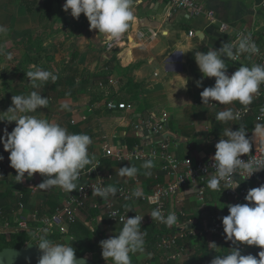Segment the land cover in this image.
<instances>
[{
	"label": "crops",
	"instance_id": "crops-1",
	"mask_svg": "<svg viewBox=\"0 0 264 264\" xmlns=\"http://www.w3.org/2000/svg\"><path fill=\"white\" fill-rule=\"evenodd\" d=\"M196 1L204 3L213 11L216 20L214 23H208L204 15L194 17L182 9L171 10L168 0H139L138 4L133 5L135 18L129 32L124 35V41L114 43L111 47L106 46L109 42L106 37L95 30L90 31L88 25L83 32L81 31L82 36L76 40L77 43L74 44L77 45L73 47L77 51L73 54L75 56L73 65L76 62L81 67L74 65L77 71L74 70L72 72L74 74L70 76L75 77L74 81H76L75 74L83 73L79 79L80 83L78 82L72 91H68V86L65 87L64 91L68 94L57 96L58 101L53 103L54 106H47L46 110L38 109L32 114L39 117H41L40 114H44L49 121L61 124L69 132L88 134L93 141L89 146V153L94 162L103 158L105 142L110 144L112 150L120 149L125 152L135 147L138 149H150L153 146L159 148L165 135L148 133L142 123L145 116L151 115L165 122L167 131L172 135L171 149L175 154L191 156L194 160L213 157L216 150L214 139L222 136L226 128L231 127L234 131L238 130L239 124L245 125V118H249V123H256L258 103L254 97L249 105L250 114L241 121L223 123L215 120V114L221 108L244 107L238 102H233L231 105H219L218 102L202 103L200 93L205 87L213 86L215 78L202 77L194 55L197 51L206 53L211 48L219 49L222 43L230 42L234 31L240 27L252 30L259 44L264 45V0ZM43 3L44 0H0V25L8 30L6 34L0 35V44L4 45L6 53L12 52L11 62L16 63L17 66L13 69L14 85L13 83L5 85L0 81V112H6L12 106L13 95H27L32 90L41 92L43 96L50 92L53 93L42 87L33 89L28 78L25 83V75L21 74L22 67L19 65L23 59V48L25 46L37 47L43 42V46L47 45L53 48V51H57L71 41L70 32H73L74 37L77 35L76 31L68 29L73 20L70 10L65 12L62 9L65 0H50L51 9L46 12L43 11ZM221 22L227 25L225 31L218 29V24ZM45 29L48 31L47 38L41 41L42 37L39 35L38 37L37 33L44 32ZM59 29L64 30V35L58 33ZM165 31H167L166 36L162 34ZM138 33H142V37H139ZM129 35L132 36L131 41L128 40ZM63 56L66 57L67 54ZM47 57L49 60L53 59V55ZM28 59L32 66H38L35 62L41 65L46 57L37 53L29 55ZM68 60L70 61L71 57H68ZM6 63H9V60L0 55V69L6 67ZM227 63L229 75L234 73L241 64L249 66L260 64L256 59L245 54H240L239 60H228ZM73 65L70 64L69 67ZM69 72L66 70V73ZM198 81L202 82V86H197ZM107 100L123 102L126 109L108 110L105 106ZM63 103L69 104L68 110L61 107ZM55 106L57 111L50 112L49 110H54ZM249 123L246 122V124ZM14 127L15 122L0 121V136H3L5 128L11 132ZM253 128L254 126L249 130L247 127L246 138L253 136ZM253 142L255 140H252ZM107 158L111 162H106L102 170L104 175L108 173L113 175L111 184L114 186L126 183L133 187L139 186L142 191L147 192L155 186L147 185V177H151L152 182L159 178L165 180L160 170V160L157 157L153 158L155 167L151 169V176H146V170L140 168L145 160H116L106 156ZM130 165L139 168L138 174L133 178L120 177L118 175L120 167ZM91 166L88 165L85 169ZM4 172L8 175V179L6 182H0V198L8 196L3 193L6 184L21 186L20 183H16L14 176L17 173L10 165L4 167ZM261 177L262 175L259 174L256 178L246 182V188L249 190L263 184ZM33 179L39 185L44 177L35 173ZM24 188L30 195V190H27L26 186L20 187L21 190ZM43 191L38 196L37 193L34 197L30 195L33 198L31 202L28 201L23 216H33L32 213L42 203L44 195L54 193L59 196V201L62 198V189L58 187ZM178 198L181 201L179 208L174 204L173 199L166 201L168 213L175 212L176 214L180 209L184 213V218H190L199 225L208 221L210 215L212 217L228 215L226 205L231 204L224 196L211 191L207 193L204 202L197 199L192 189L181 191ZM123 207L139 212L144 216L147 224H156L159 228L164 225L152 220L148 215L154 210L148 204H131L127 201ZM42 209H45L44 212L48 211L47 207H42ZM91 209L87 205L80 210L75 221L82 223L93 233L92 245L95 247L100 234L114 236L121 227L108 220H103L102 216L105 215L101 212L98 213L99 215H93ZM184 218L178 215L177 223L170 227L167 226L168 232L175 230ZM26 235L29 236L27 241L35 243L32 234L26 233ZM57 235H59L58 241L49 238L54 242L62 241V243H69L73 239L68 231L63 235L58 233ZM195 242L196 239L192 241L193 244ZM187 248L190 249L189 246ZM256 251L259 252L261 249ZM130 255H133L131 260L132 258L137 260L135 264H143L145 260L154 261L155 258V252L148 251L146 248L143 253ZM137 255H144L145 259L140 262ZM187 258L184 260L180 257L176 260V264H184Z\"/></svg>",
	"mask_w": 264,
	"mask_h": 264
},
{
	"label": "clouds",
	"instance_id": "clouds-1",
	"mask_svg": "<svg viewBox=\"0 0 264 264\" xmlns=\"http://www.w3.org/2000/svg\"><path fill=\"white\" fill-rule=\"evenodd\" d=\"M134 3L139 0H65L63 11L79 19L83 13L89 22L90 30H98L109 41V47L119 43L122 37L129 32L134 20ZM7 28L0 25V35L7 33ZM167 35V31L162 33ZM132 40V36H128ZM258 46L249 36L240 34L234 41L222 43L219 49L211 48L206 53L195 52L194 59L198 65L202 77L215 78L211 87H205L200 93L203 104L218 102L219 105H231L238 102L247 109L261 85H264V64H241L238 69L228 74V60H234L237 54H256ZM0 55L11 60V53L4 51V45L0 44ZM25 72L33 89L42 87L49 80L55 83L58 74L36 66H30ZM197 86H202L198 81ZM49 100L41 92L32 90L27 95H13L12 106L6 112H0V121L15 122L11 132L7 128L0 136V143L6 152H9L10 166L16 170L14 176L16 183H21L33 174L39 173L44 177L37 188L50 190L60 188L67 193L77 190L82 170L92 165L95 169L98 164L90 156L89 146L92 138L86 133H73L59 123L49 121L37 115H33L38 109L47 108ZM61 107L69 109L68 103ZM215 120L227 123L240 120L239 111L231 107L221 108L215 114ZM247 127L239 124L238 130L226 128L221 139L215 144L214 173L208 174L206 187L209 190H219L221 181L231 179L237 169H243L250 173L253 171L249 162L240 158L250 153L252 140H264V121L258 118L254 124L253 136L246 138ZM0 156V160H3ZM155 167L153 159H146L140 168L145 169V175L151 176V169ZM139 168L130 165L120 167V177H135ZM247 176V177H249ZM245 177V178H247ZM232 180V179H231ZM238 187L235 183L231 189ZM93 195L107 199L115 197L118 188L112 184L106 187H92ZM133 195L137 198L143 196L138 186ZM246 203L228 204V215L222 217L223 232L226 239L233 243H243L248 246H256L261 249L257 256L243 255L238 247L229 248V251L216 254L210 264H264V184L251 188L244 197ZM225 207V205L223 206ZM222 207V208H223ZM132 211L131 208L127 213ZM126 213V214H127ZM148 215L165 226H173L178 217L175 212H169L165 216L159 208L152 210ZM144 216L135 215L120 218L122 227L114 236L100 241L102 257L112 264H132L131 255L143 253L145 250L146 232L141 231V222ZM50 226L33 231L34 243L42 255L38 264H78L75 258V249L71 243H59L50 239ZM217 248L215 243L211 244Z\"/></svg>",
	"mask_w": 264,
	"mask_h": 264
},
{
	"label": "built area",
	"instance_id": "built-area-1",
	"mask_svg": "<svg viewBox=\"0 0 264 264\" xmlns=\"http://www.w3.org/2000/svg\"><path fill=\"white\" fill-rule=\"evenodd\" d=\"M168 2L171 10L182 9L194 17L204 15L208 19V23L211 24L216 21L213 11L202 2H197L196 0H168ZM218 29L220 31H225L227 29L226 23H219ZM240 34L249 36L259 48L258 53L245 55L256 59L260 64H264V45L259 44L252 30L246 27L236 29L230 39V42L234 41ZM138 36L142 37V33H138ZM124 37L125 36H123L121 40L124 41ZM106 46H109V42L106 43ZM239 59L240 54H237L234 61ZM255 98L258 103L256 110V122L258 118H260L261 121H264V85H261L260 91L255 95ZM105 106L108 110L112 111L126 109L125 103L116 102L114 100H107L105 102ZM234 110L239 111L240 113L241 118L237 121H241L251 112V108L249 106L247 109L238 108ZM142 123L148 133L154 135H165L159 145V148L153 146L150 149H138V147H135L134 149L125 152L120 149L112 150L110 144L105 142L103 145L102 157L109 156L116 160H146L157 157L160 160V170L165 177L164 184H157L148 192L142 191L143 196L137 198L133 195V192L137 187H133L126 183H119L118 186H116L118 188V192L115 197L109 196L107 199L101 198L92 194V187L108 186L111 184L113 175L111 173H108L107 175L102 174V171L100 170V160L97 159L95 163H97L98 166L95 169L91 166L82 170L77 190H74L71 193H67L62 190V198L59 201V206L53 213L40 215L37 210H34L32 213L33 216L18 215L14 219L16 227H13L12 229H15V231H18L19 233L23 232L24 234H32L36 229L50 226L51 235L54 233L63 235L68 231V226L76 220L77 213L87 205L90 208L97 209L99 212L103 213L110 223H122L120 218L125 215L129 218L134 217L135 215H141L139 212L133 210L127 213L129 207H123L124 203L127 201L131 204L143 203L152 206L154 209L159 208L162 213L167 216L168 210L166 208V201L168 199H173L174 204L179 208L181 201L179 200L178 195L185 189H192L196 194L197 199L201 202H204L207 193L211 191L215 194L224 196L233 205L237 203L243 204L246 203L244 197L248 191L245 185L246 182L261 174L262 183L264 184V140L253 142L250 153L240 157L242 161H248L251 169L255 172L249 176L250 173L248 171L237 169L236 173H234L231 177L232 180L226 179L221 181L220 189L213 191L206 187L208 174L214 173L215 171V169H213L214 161L211 157L194 160L191 156H179L171 149L173 143L171 137L172 135H170L167 131L166 124L162 119L154 118L152 115L145 116ZM220 139L221 136L214 139V144H216ZM9 155L10 153L4 150L3 144H0V156L4 157L3 160H0V182H6L8 179V175L4 172V167L10 165ZM235 183H238V187L231 189ZM20 184L21 188L24 186H26V188L28 187L31 196L34 197L36 195L38 185L35 183L33 177L28 178L27 173H25V179ZM30 195H28V200L26 201L23 190L18 192L15 208L19 212H24L25 207L28 205V201L30 200L31 202L33 197L31 198ZM176 215L177 217L180 215L184 218V213L180 209H178ZM222 217L224 216H211L208 221L204 222L202 225H199L192 219L185 217L178 223L175 230H172L169 234L162 236L157 240L155 250L158 256L164 258L165 260L179 259L185 251L178 245L177 241L188 236H204L207 234H213L218 238L229 241L225 238L226 234L223 232ZM31 223L37 224L34 229ZM146 223L147 221L143 218L141 226ZM158 223L162 224L160 222ZM144 264L155 263L148 260L145 261Z\"/></svg>",
	"mask_w": 264,
	"mask_h": 264
},
{
	"label": "rangeland",
	"instance_id": "rangeland-1",
	"mask_svg": "<svg viewBox=\"0 0 264 264\" xmlns=\"http://www.w3.org/2000/svg\"><path fill=\"white\" fill-rule=\"evenodd\" d=\"M71 19L73 21L71 22V27L68 26V29L69 30L73 29L74 31L77 32V35L74 37L73 32H70V34H71L70 39L72 38L71 41L67 42L62 47H60V50L53 51V48H51L47 45L43 46V42H42V45H38L37 47L36 46L35 47L25 46L23 48V59H22L21 63H19V65L22 67L21 74L25 75V72H27L28 70H34V69H30V66H32V65H31V61H30V59H28V57H29V55L37 54V53L39 55L43 54V55H45V57L48 55H53L52 60H46L45 59L44 62H49V64L51 66L55 67L57 70L59 68H61L63 65H69L68 57L70 58L72 54L77 53V51H75V49L73 48L77 44H74V43H77L76 40L82 36L81 31L83 32V29L87 28V26L89 25V22L87 21V18L85 17V15L83 13L80 15L79 19H75L72 16H71ZM55 23H58V22H55ZM80 28H82V29H80ZM95 32L98 33V30H95ZM47 33H48V31H47V29H45L44 32L39 31L37 33V36L39 35L40 37H42L41 41H45L47 38L46 37ZM58 33H62V35H64L65 32L63 29H59ZM98 34L105 36L104 34H101V33H98ZM37 50H39L40 53ZM8 53H12V52H8ZM26 54H29V55L26 56ZM65 54H67L66 57L63 56ZM64 58H66V59H64ZM44 62L42 61V63H44ZM74 65H79V64L74 62ZM37 67H39V66H37ZM16 68H17L16 63L11 62V60H9V63H6V67L0 69V81H2L5 85H7V84L12 85V83L14 85V83H15L14 74L15 73L13 72V69H16ZM75 75H76L77 79H76V81H74V85H77L78 82L80 83L79 79L83 76V73L77 72ZM74 79H75V77H74ZM26 81H27V77L25 75V83H26ZM19 85H21V84H19ZM44 96H46L49 100V104H48L49 107H51L52 105L54 106L53 103L54 102L57 103V101H58L56 92L55 93L50 92V94H45ZM56 109L57 108L55 106L54 110H49V111L54 112ZM42 110H46V109L44 108ZM40 116L43 118L45 115L40 114ZM45 119L48 120V117L46 118V116H45ZM11 185H14V184H11ZM11 185L6 184V186H4L5 192L3 191V193L10 191L11 194H9L6 197L0 198V248L3 246H11V247L15 246L17 243H19L21 237H24L23 232L19 233L18 231H15V229L14 230L12 229L13 227H16V224L14 223V219L16 218V216L24 215L25 212H19L15 208L17 195H18V192L21 191V189H20L21 186H19V185L11 186ZM10 189H12V190H10ZM22 190H23L24 194L29 195L28 191L26 192L25 188ZM27 190H28V187H27ZM41 191L42 190H40L38 188V190L36 191L37 196L40 195ZM43 192H45V191H43ZM210 216H212V215H210ZM31 224H32L33 229L37 225L36 223H31ZM58 236L59 235H57V234L56 235L52 234L50 237L53 238V240L58 241V239H59ZM111 236H113V235H111ZM111 236H106V235L100 234V237L97 238L95 247H93L92 249H87V248L81 249L82 256H84L86 258H90V260H93L96 264L97 263L98 264H112L111 260H107L108 261L107 262L102 257V254H101L102 248L100 247V241L107 239ZM204 236H206L209 248H211V251L209 253V257L206 260V264H210V261L213 259V257L216 254L226 253L227 251H229V248H232V247H238L241 250V253L243 255H248V254L253 255V252L250 251V249H249L250 246H248L246 244L238 243V242L233 243V241L229 242V241H226L225 239H221V238L215 237V236L210 235V234H207ZM204 236H201V237H204ZM27 242H29V241H27ZM212 243H215L217 248H213V246L211 245ZM22 245H25V243ZM186 246L183 248L185 252L181 256L184 260L187 257H189V255L192 253V250L187 248L188 246L187 247ZM155 253H157V252L155 251ZM134 257H136V256H134ZM137 257H139L140 262H142L145 259L144 255H137Z\"/></svg>",
	"mask_w": 264,
	"mask_h": 264
},
{
	"label": "trees",
	"instance_id": "trees-1",
	"mask_svg": "<svg viewBox=\"0 0 264 264\" xmlns=\"http://www.w3.org/2000/svg\"><path fill=\"white\" fill-rule=\"evenodd\" d=\"M50 0H44L43 3V11H49L50 8V4H49ZM75 58V56L72 54L71 55V60L69 61V65H73V59ZM46 59H48V57L46 56ZM39 68H42L44 70H48L51 71L53 73L58 74V79L55 83H52L50 80L48 82H46L42 88L46 89V90H50L53 91V93L56 92L57 96H64L67 95L68 93L65 92V87H69L68 91H72L73 88L75 87L74 85V77H71L70 75L74 74L72 73L74 70L77 71V67L76 66H71L69 67V65H63L61 68H59L58 70L56 68H54L53 66H51L49 64V62H44L43 64L39 65L38 62H35ZM37 67V66H36ZM66 70H69V73H66ZM64 87V88H63ZM250 122L249 118H245L244 119V124L245 126L247 125L248 129H252V127L254 126V123H249ZM111 162L108 158L106 159V157H103L100 159V170L102 171V174H104L102 167L105 163ZM147 182L150 186H154L157 184H164V179H156L154 182H152L151 177H147ZM12 190V189H10ZM150 191V190H149ZM148 192V191H147ZM6 195L11 194L10 191H7L6 193H4ZM59 196L54 194V193H50L47 195H44L42 197V203L40 205H38L37 207V211L39 214H51L55 211V209L59 206ZM25 200H28V195L25 194ZM42 207L44 208H48L46 212H44L42 209ZM92 214L93 215H99L98 213L99 210L97 209H91ZM103 220H108L107 218H105V216H102ZM109 222V220H108ZM117 225H119L120 227H122V223H115ZM169 228H167V226L162 225L159 227H157L156 224H144L141 226V231H144L147 233L146 237H145V248L148 251H156L155 250V245L157 240L162 237V236H166L167 234H169ZM171 232V231H170ZM68 233L72 235L73 239L71 242L72 247L75 249V253H77L78 255H82L81 253V249L82 248H88V249H92L93 248V233L86 228L82 223L80 222H76L74 221L73 223H71L68 227ZM167 233V234H164ZM56 235V234H55ZM213 235V234H212ZM215 236V235H213ZM216 237V236H215ZM29 236L24 234V237H21L19 243H17L15 246L12 247H21L22 244H24L27 240H28ZM196 239V242L193 244L192 241ZM59 243H62L59 242ZM178 245L182 248L185 247V244H187V246L190 247V249L192 250V253L189 255V257L187 258V260L184 262V264H206V260L209 257V253L211 251V248H209L208 242H207V238L206 236L201 237V236H188L185 237L183 239H179L177 241ZM6 247V246H3ZM1 247V248H3ZM0 248V249H1ZM250 251L253 252L254 256H257L258 252L256 251L257 249H259L256 246H250L249 247ZM155 258H154V263L155 264H176V260L174 259H169V260H165L164 258H161L158 256L157 253H155ZM133 257V255L131 256ZM152 258V257H151ZM150 258V259H151ZM258 258V256H257ZM90 259V258H88ZM148 261V260H145ZM132 263L135 264L137 263L136 259L132 258ZM90 264H96L93 260H91ZM98 264V263H97ZM144 264V263H143Z\"/></svg>",
	"mask_w": 264,
	"mask_h": 264
},
{
	"label": "water",
	"instance_id": "water-1",
	"mask_svg": "<svg viewBox=\"0 0 264 264\" xmlns=\"http://www.w3.org/2000/svg\"><path fill=\"white\" fill-rule=\"evenodd\" d=\"M42 255L34 242H27L21 247L6 246L0 249V264H38ZM78 264H90L91 260L75 253Z\"/></svg>",
	"mask_w": 264,
	"mask_h": 264
}]
</instances>
